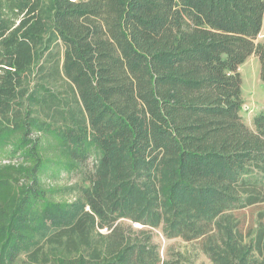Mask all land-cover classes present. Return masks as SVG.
Masks as SVG:
<instances>
[{"label": "trees", "instance_id": "16d2710c", "mask_svg": "<svg viewBox=\"0 0 264 264\" xmlns=\"http://www.w3.org/2000/svg\"><path fill=\"white\" fill-rule=\"evenodd\" d=\"M263 27L264 0H0V264H190L155 229L264 264Z\"/></svg>", "mask_w": 264, "mask_h": 264}, {"label": "rangeland", "instance_id": "374dc122", "mask_svg": "<svg viewBox=\"0 0 264 264\" xmlns=\"http://www.w3.org/2000/svg\"><path fill=\"white\" fill-rule=\"evenodd\" d=\"M257 42L264 41V27L258 35ZM239 71L242 77V98L244 101L241 110L243 121L250 128H254V117L256 114L264 110V80L261 78V64L258 56L252 54L247 60L240 65ZM95 160L91 158L88 165L93 166ZM80 174L65 175L59 182L66 190L62 193V199L73 201L78 193V186L84 184ZM240 213L245 214L247 221L252 218L250 209H243ZM247 222V223H248ZM137 227H142L141 224H134ZM104 232L105 231L104 229ZM155 241L160 245L162 256L175 255L181 253L186 261L190 264H213L202 247V239L184 240L182 237L167 238L158 229L154 230Z\"/></svg>", "mask_w": 264, "mask_h": 264}]
</instances>
